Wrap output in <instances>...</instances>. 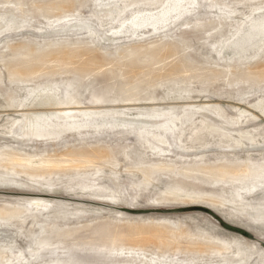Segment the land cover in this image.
<instances>
[{
	"label": "rangeland",
	"instance_id": "obj_1",
	"mask_svg": "<svg viewBox=\"0 0 264 264\" xmlns=\"http://www.w3.org/2000/svg\"><path fill=\"white\" fill-rule=\"evenodd\" d=\"M0 264H264V0H0Z\"/></svg>",
	"mask_w": 264,
	"mask_h": 264
},
{
	"label": "water",
	"instance_id": "obj_2",
	"mask_svg": "<svg viewBox=\"0 0 264 264\" xmlns=\"http://www.w3.org/2000/svg\"><path fill=\"white\" fill-rule=\"evenodd\" d=\"M188 208H198L200 210H203V211H207L208 213H213L210 209L208 208H205L203 206H195V207H188ZM182 208H177V209H174V210H180ZM173 209H163V210H149L151 213H168L170 211H172ZM173 210V211H174ZM136 211H142V210H130L129 212H136ZM214 214V213H213ZM216 216V215H215ZM220 219V217H218ZM219 224L222 225V223L224 224V226H226L227 228L231 229V230H234L236 231L237 233H239L240 235L244 236V237H247L248 239H254V235L252 233H250L249 231L241 228V227H238V226H235V225H232V224H229L225 221H223L222 219L218 220Z\"/></svg>",
	"mask_w": 264,
	"mask_h": 264
},
{
	"label": "bare ground",
	"instance_id": "obj_3",
	"mask_svg": "<svg viewBox=\"0 0 264 264\" xmlns=\"http://www.w3.org/2000/svg\"><path fill=\"white\" fill-rule=\"evenodd\" d=\"M77 114H79V113H77ZM81 114H83V113H81ZM195 206H200V205H191V206H187V207H195ZM187 207H185V208H187ZM206 208V207H205ZM130 210H134V209H127V208H123V211H125V212H129ZM157 210H162V209H157ZM133 214H135V213H133ZM136 214H138V213H136ZM246 230V229H245ZM248 231V230H247ZM239 234V233H238ZM240 235V234H239ZM240 236H242V235H240ZM244 237V236H243ZM246 238V237H245Z\"/></svg>",
	"mask_w": 264,
	"mask_h": 264
}]
</instances>
